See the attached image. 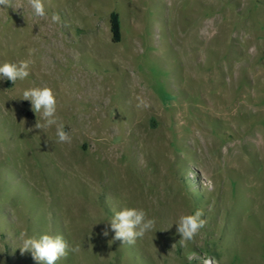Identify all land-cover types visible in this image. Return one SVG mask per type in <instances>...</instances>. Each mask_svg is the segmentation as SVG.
<instances>
[{"label": "rangeland", "instance_id": "374dc122", "mask_svg": "<svg viewBox=\"0 0 264 264\" xmlns=\"http://www.w3.org/2000/svg\"><path fill=\"white\" fill-rule=\"evenodd\" d=\"M13 4L0 64L34 63L0 79V264H39L21 231L80 245L57 264H264V0H44L43 18ZM45 85L70 143L21 99ZM124 207L156 220L134 244L107 225ZM196 209L207 223L181 247Z\"/></svg>", "mask_w": 264, "mask_h": 264}, {"label": "clouds", "instance_id": "9594fccd", "mask_svg": "<svg viewBox=\"0 0 264 264\" xmlns=\"http://www.w3.org/2000/svg\"><path fill=\"white\" fill-rule=\"evenodd\" d=\"M27 5L32 10L35 17L43 18L46 16L44 0H27ZM0 8L17 9L14 7L13 0H0ZM53 23H59L60 16L53 13L51 16ZM36 49L29 48L28 56L32 57ZM34 63L31 59L21 60L19 62H4L0 64V79L9 80L12 84L17 81H24L30 75V67ZM31 102V110L39 119L35 124V129L45 130L55 126V134L58 143H70L71 136L64 130V124L57 116V99L51 87H30L23 91L22 98ZM137 107H150L142 98L137 97ZM202 209H196L192 214L181 215L176 221V231L181 239L179 244L185 247L189 242H195L207 223L203 219ZM98 224V223H97ZM96 225V224H95ZM110 230L114 232L113 241L119 240L122 243L134 244L138 238L142 239L147 233L152 232L156 226L154 218H148L143 209L134 207H124L115 211L110 221ZM102 235L108 237L109 228L106 227ZM20 254L30 253L32 258L39 264H57L58 261L67 258L69 253H79L81 247L79 244L70 246L62 235L42 234L40 236H28L26 231L19 233ZM201 259L202 264H216L211 257H199L196 252L187 255L188 260Z\"/></svg>", "mask_w": 264, "mask_h": 264}]
</instances>
